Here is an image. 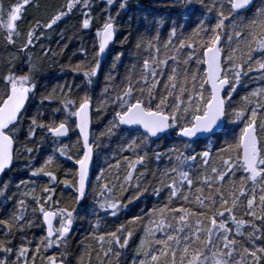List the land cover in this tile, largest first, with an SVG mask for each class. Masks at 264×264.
<instances>
[{
    "label": "snow or ice",
    "instance_id": "snow-or-ice-1",
    "mask_svg": "<svg viewBox=\"0 0 264 264\" xmlns=\"http://www.w3.org/2000/svg\"><path fill=\"white\" fill-rule=\"evenodd\" d=\"M169 2L176 14L149 20L155 35L140 34L134 45L135 56L147 55L133 62L124 81L115 84L113 72L124 52L113 54L110 45L118 31L117 18L132 11L130 0H101L98 7L96 0H67L49 21L30 27L18 48L17 39L25 35L18 22L32 0H16L7 8L0 0V36L16 57H24L21 64L27 62L26 70L11 65L0 74V197L14 203L0 218V264H69L68 242L78 219L98 229L103 217L118 218L129 204L147 196L158 203L115 231L94 236L109 264L112 258L120 264L133 236L129 224L143 226L132 264H264V88L244 96L240 107L232 105L247 72H260L264 79V0ZM76 11L81 32L95 27L91 54L85 42L83 59L69 66L82 76V84L66 82L42 97L40 109L58 94L62 108L53 112H62V117L46 118L40 109L29 114L38 89L30 50L43 35L39 30L52 29ZM128 27L131 36V19ZM165 30L167 39L162 41ZM254 53L261 58L254 59ZM109 55L111 67L97 98L94 88ZM94 101L97 113L111 108L106 132L96 138L91 130ZM239 124L243 127L237 134L230 125ZM73 131L78 132L75 156L63 143ZM103 137H115L134 159L122 179L117 173L112 182L98 184L89 204L91 165L96 150L105 146ZM49 141L53 151L37 166L33 154ZM18 155L25 160L28 179L16 183L8 173ZM60 158L76 165L65 173L70 178L58 177ZM152 158L158 163L166 158L167 164L154 173V184L142 185L139 177L144 173L134 177V172ZM101 179L103 172L97 181ZM57 184L72 190L73 206H59ZM13 185L16 192L9 195ZM117 187L121 193L133 190L127 201L117 196ZM91 216L97 217L95 223ZM33 227L43 233L36 241L27 235ZM50 249L53 254L45 255Z\"/></svg>",
    "mask_w": 264,
    "mask_h": 264
},
{
    "label": "trees",
    "instance_id": "trees-1",
    "mask_svg": "<svg viewBox=\"0 0 264 264\" xmlns=\"http://www.w3.org/2000/svg\"><path fill=\"white\" fill-rule=\"evenodd\" d=\"M16 0H2L5 8L10 4L15 3ZM55 3L50 5V3ZM67 0H32L30 6H27L23 11V20L18 22L19 30L22 35L17 39V48L21 40L26 39V32L30 27H34L37 21L45 23L55 15L58 11L64 9ZM101 3V0H96L97 7ZM38 5V7H37ZM130 7L132 11L127 12V14H121L117 18L118 31L116 33L115 42L110 49L113 54L118 51L124 52L122 62L118 64L117 68L114 70L113 75L117 77L115 84H119L124 81L128 70L132 67L133 62H142L143 58L147 53L141 52L139 56H135V42L139 39V35L143 34L146 38L149 32L155 35L154 29H152L149 24V20L153 17L163 18L169 15H175L176 9L173 8L169 0H130ZM114 14V13H113ZM145 17H148L146 20ZM79 11L64 17L61 21H58L56 25H53L52 29H40L43 35L39 40L34 41L35 46L31 48L30 55L32 63L37 66V71L34 73L36 82L38 84V89L36 95L32 98L29 104V114H35V112L40 109V102L43 96L48 93H52L53 89H56L60 85H64L66 82L69 84H82V76H77L74 74L70 65L74 66L79 63L83 57L80 55V49L85 46L91 54L92 44L94 40L95 27L88 32H81L79 30L80 22ZM131 19V31L132 35L128 36L129 32V20ZM99 23V21H98ZM138 30V31H137ZM191 29H188L186 35H190ZM128 40L125 41V37ZM167 39V31H163L161 40ZM233 47L236 45L233 44ZM154 51V50H153ZM164 49L161 47V53ZM230 49L227 47V42L225 41V54H227ZM15 49L10 45H6L0 36V74L7 73L11 65H16L19 67L27 69V62L21 64V60L24 59L23 56L16 57L14 55ZM91 58V55L88 57ZM259 53H254V59H260ZM112 63V55H109L105 59L104 71L99 77L98 83L94 88V96L100 97L104 86H105V75L107 74ZM171 63V62H170ZM255 68V64L252 65ZM247 72V66L245 67ZM257 71L247 72V75L242 77V85L234 93L232 105L235 108L240 107L243 104V97L247 96L251 89L253 88V79L257 75ZM96 101H94L92 110V135L94 138L100 137L101 133L106 132L108 122L111 119L109 115L111 108L106 111H101L97 113L95 111ZM62 108L59 103L58 94L52 96L51 101H45L42 111L46 113V118H51L53 115L63 116V113H54L53 109ZM231 111V110H230ZM230 127L236 128L237 134L243 124L230 125ZM40 135L37 136V140H40ZM104 139V147L96 150V155L94 156V169L91 179V185L89 187V201L92 203V198L95 195L94 189H97L98 184H103L106 182H112L113 178L119 173L121 179L124 177L128 171V164L130 160L134 159V154L132 152H127L122 150L121 142L115 137L109 141L106 137ZM77 142L78 134L73 131L69 134V137L63 140V143L68 146L69 153L73 156L77 154ZM215 143V142H214ZM223 141H221V144ZM170 145L171 141H167ZM160 150L166 151V147H162ZM53 146L50 141L45 142L43 147L39 152H35L33 155L36 157L34 161L37 166L43 162L46 155L52 153ZM128 157L129 160H125ZM25 160L23 157L18 155L15 161L14 170L8 173V176H13L16 178V183H19V179H28L27 172L24 170ZM167 164V159L165 158L164 163H158L154 158L147 161L145 166H137L136 172H134V177L139 176V173L143 172L144 175L140 176V182L142 185L154 184L156 182V176L154 173L158 174L159 170H162ZM111 165V167H109ZM76 165L72 161L65 158H60L57 166V175L60 179L70 178L65 175L66 171L75 169ZM19 169V171H17ZM103 172V179L97 181V177ZM7 179V177H5ZM46 180L47 178H43ZM135 182V181H134ZM98 190V189H97ZM16 192L15 185L12 186L11 192ZM133 190L121 193L119 187L116 189L117 196H122L125 201L132 195ZM74 193L70 188H66L62 184L56 185L55 199L60 202V207L73 206L72 197ZM193 195L195 192L193 190ZM157 198L153 196L141 197L140 200L134 201L132 204L128 205L126 210H122L117 217H103L100 220V225L98 229H93L90 227L89 220L78 219L70 234L68 247L69 251L67 253V259L69 264H80L81 258L83 259V264H109V260L104 257L103 251L101 250L100 244L97 239L94 238L102 235L108 231H115L119 224L131 219L134 215L142 214L141 210L146 208H151L154 204H157ZM179 206V202L177 204ZM195 205H193L194 207ZM13 202H5L3 197H0V218H5L13 209ZM78 207V206H77ZM83 214V213H82ZM29 215L31 216V209H29ZM90 220L95 223L97 217L91 216ZM257 223H259L257 221ZM133 231V236L129 240L128 247L123 251V255L120 257V264H132L135 251L140 243V239L143 236L142 225L137 224L135 227L132 225H127ZM43 233L40 228L33 227L28 232V238L31 240H38ZM105 239H109L106 237ZM17 243H20L19 237L17 238ZM107 244L104 245V249H107ZM60 249L59 251H63ZM54 250H49L47 254H53ZM36 264H41L40 260H37ZM110 264H117L116 259L112 258Z\"/></svg>",
    "mask_w": 264,
    "mask_h": 264
},
{
    "label": "rangeland",
    "instance_id": "rangeland-1",
    "mask_svg": "<svg viewBox=\"0 0 264 264\" xmlns=\"http://www.w3.org/2000/svg\"><path fill=\"white\" fill-rule=\"evenodd\" d=\"M57 1V0H56ZM50 5H53L55 3H51L49 2ZM258 74L256 75V77L253 79V88L251 89V91L257 89V88H264V79H261V73L257 72ZM250 91V92H251Z\"/></svg>",
    "mask_w": 264,
    "mask_h": 264
},
{
    "label": "water",
    "instance_id": "water-1",
    "mask_svg": "<svg viewBox=\"0 0 264 264\" xmlns=\"http://www.w3.org/2000/svg\"><path fill=\"white\" fill-rule=\"evenodd\" d=\"M116 37V36H115ZM115 42V41H114ZM114 44V43H113ZM113 44H111L110 46H112ZM91 115H92V113H91ZM70 134V133H69ZM77 134H78V132H77ZM68 137H66V138H63V140H65V139H67ZM93 169H94V160H93V163H92V165H91V171H90V181H91V179H92V175H93Z\"/></svg>",
    "mask_w": 264,
    "mask_h": 264
}]
</instances>
